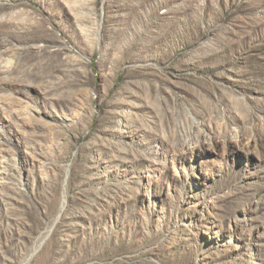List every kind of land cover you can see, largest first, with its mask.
I'll return each instance as SVG.
<instances>
[{
    "label": "rangeland",
    "instance_id": "obj_1",
    "mask_svg": "<svg viewBox=\"0 0 264 264\" xmlns=\"http://www.w3.org/2000/svg\"><path fill=\"white\" fill-rule=\"evenodd\" d=\"M0 264H264V0H0Z\"/></svg>",
    "mask_w": 264,
    "mask_h": 264
},
{
    "label": "bare ground",
    "instance_id": "obj_2",
    "mask_svg": "<svg viewBox=\"0 0 264 264\" xmlns=\"http://www.w3.org/2000/svg\"><path fill=\"white\" fill-rule=\"evenodd\" d=\"M64 205H65V200L64 201H62L61 202V204H60V209H59V214H61L60 212L63 210V208H64ZM56 219H57V217H56ZM56 219L53 221V223L56 221ZM46 232V231H45ZM49 232H50V230L49 229H47V232L44 234L45 236L46 235H48L49 234ZM44 235H42L41 237H44Z\"/></svg>",
    "mask_w": 264,
    "mask_h": 264
}]
</instances>
